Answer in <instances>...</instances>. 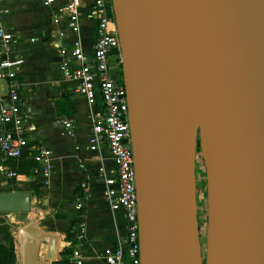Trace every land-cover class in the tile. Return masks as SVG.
<instances>
[{
  "label": "water",
  "instance_id": "1",
  "mask_svg": "<svg viewBox=\"0 0 264 264\" xmlns=\"http://www.w3.org/2000/svg\"><path fill=\"white\" fill-rule=\"evenodd\" d=\"M112 5L127 96L139 264H264V0ZM180 83L187 85L184 92ZM196 143L206 178L203 261ZM29 209L28 191H0V216ZM14 237L19 264H50L58 253V234L34 220Z\"/></svg>",
  "mask_w": 264,
  "mask_h": 264
},
{
  "label": "built area",
  "instance_id": "2",
  "mask_svg": "<svg viewBox=\"0 0 264 264\" xmlns=\"http://www.w3.org/2000/svg\"><path fill=\"white\" fill-rule=\"evenodd\" d=\"M28 1L46 8L55 5L50 15L51 24H57L63 15L74 34L68 49L59 46L58 69L68 89L80 95L89 107L85 147L99 155L105 152L111 164L107 168L100 157L93 174L99 180L107 207L120 210L124 222V234L113 244L101 247L94 257H89L83 244L78 242L67 255V264H93L91 262L96 261L139 264L137 196L127 96L122 79L115 75L112 67L116 58L119 64L121 62L112 0H91L89 10L84 9L82 0H0V17L3 2ZM82 17L93 23L91 55L84 52L81 44ZM20 39L18 33L0 24V174L5 180L16 179L19 174L15 165L9 164L25 150V157L36 163L33 173L45 182L49 175V151L30 137L32 126L27 123L22 108V83L18 78L22 57L12 47ZM63 128L66 135L74 136L75 129L69 120H63ZM90 178L91 175L85 174L79 182L83 190ZM81 238V234H77V239Z\"/></svg>",
  "mask_w": 264,
  "mask_h": 264
},
{
  "label": "crops",
  "instance_id": "3",
  "mask_svg": "<svg viewBox=\"0 0 264 264\" xmlns=\"http://www.w3.org/2000/svg\"><path fill=\"white\" fill-rule=\"evenodd\" d=\"M82 1L84 9L89 10L91 0ZM1 7L0 24L21 37L12 47L16 54L22 57L21 71L18 74L22 83V108L27 123L32 126L30 137L43 144L49 151L50 167L44 182L32 171V166L36 167L34 161L27 157L16 160L14 165L17 171L21 170L18 171L20 174L10 181L0 174V191L29 190L30 203L36 199L39 202L37 195L47 194L41 196L42 202L44 201L41 207L31 211L34 214L33 219L43 230L55 232L59 236L60 247L57 246L58 253L50 264H67V256L61 254L64 247L71 245L70 240L65 239L67 231L73 235V248L81 242L86 255L94 257L101 247L111 245L121 238L124 234V222L120 210H109L107 207L99 180L93 174L100 163V157L107 168L111 164L105 152L99 155L98 152L85 147L89 107L80 95L68 89L58 69L59 48L68 49L74 34L63 15L57 24H51L50 15L52 10H55V5L46 8L39 3L28 1L3 2ZM80 22L83 28L80 32L82 48L87 55H91L93 23L84 17ZM22 41L23 47L17 50L16 44H22L18 43ZM64 95L68 96V102L63 108L70 114L58 116L54 103ZM96 102L99 103L98 98ZM65 119L69 120L75 129L73 137L64 132ZM103 157H108L107 161ZM85 174L91 175L92 178L87 181L86 190L81 188L83 196L78 197L74 189ZM30 182L37 184L36 192L30 189ZM11 185L16 187H8ZM77 234H81L82 238L78 240ZM91 263L103 264L101 261Z\"/></svg>",
  "mask_w": 264,
  "mask_h": 264
},
{
  "label": "rangeland",
  "instance_id": "4",
  "mask_svg": "<svg viewBox=\"0 0 264 264\" xmlns=\"http://www.w3.org/2000/svg\"><path fill=\"white\" fill-rule=\"evenodd\" d=\"M18 43H22L17 45L16 44V49L17 50H21V47H23V41L22 42H18ZM119 60L118 58L115 59L114 62H112V67H113V71L115 72V75L118 78H121V64L118 63ZM108 157H103V159L105 161H107ZM10 180V179H9ZM14 181V180H13ZM11 187L12 189H14L16 186L15 185H11L8 186ZM194 189H195V211H196V219H197V225H198V239H199V250H200V255L202 258V261L204 260V255H205V246H206V178H205V169H204V165H203V161H202V157L199 151V146L196 143V149H195V156H194ZM17 190V189H15ZM41 189H39L40 191ZM29 191V190H27ZM43 190H41L42 192ZM30 192V191H29ZM40 192V193H41ZM46 193H43L42 195H37L36 198H40L39 202H37L38 200H32L30 203V209L27 212H23V213H4V217L10 221L11 223L14 224V229L12 230V234H13V249H14V253H15V258H16V264H19V258L17 255V241L16 238L14 237V231L17 230V228L30 221V220H34V214L32 213V211L38 207L40 208L41 205L43 204L42 202V197L46 196ZM42 196V197H41ZM32 209V211H31ZM35 211V210H34ZM17 231H15L16 233ZM61 245V244H60ZM58 248L60 247L59 244L57 245ZM44 251V250H43ZM43 256V253L39 254V257L41 258Z\"/></svg>",
  "mask_w": 264,
  "mask_h": 264
},
{
  "label": "trees",
  "instance_id": "5",
  "mask_svg": "<svg viewBox=\"0 0 264 264\" xmlns=\"http://www.w3.org/2000/svg\"><path fill=\"white\" fill-rule=\"evenodd\" d=\"M67 102H68V96L67 95L62 96L55 101L54 107H55L56 115L60 116V115H69L70 114V112L67 110L65 112V110L63 108L64 106L67 105ZM25 155H26V152L24 150L17 160L23 159L25 157ZM9 165L13 166L14 161L10 162ZM26 166H28V165H26ZM32 167L35 168V165H33ZM15 170H16V168H15ZM18 171H21V170L18 169ZM18 171L16 170V172L18 174H20V172H18ZM27 171H29V170H27ZM30 189H32L34 192H36L37 191V184L35 182H30ZM4 191H10V189H6ZM74 192L76 193V195L78 197L83 196L82 189L78 184L75 187ZM12 227H13L12 224H9V223L7 224L5 222V217L0 216V264H16V258H15V253H14V249H13L14 238H13V234H12ZM15 236H17V232L15 233ZM65 239L70 240L71 245L68 247H64L62 249L61 254H63L64 257H66L69 254V252L73 248V244H74V239H73V235L71 234V232L67 231L65 233ZM16 246H17L16 252L18 255V245H16Z\"/></svg>",
  "mask_w": 264,
  "mask_h": 264
},
{
  "label": "bare ground",
  "instance_id": "6",
  "mask_svg": "<svg viewBox=\"0 0 264 264\" xmlns=\"http://www.w3.org/2000/svg\"><path fill=\"white\" fill-rule=\"evenodd\" d=\"M186 88H187V85L186 84H184V83H180V90H182L183 92L186 90ZM15 231H17V230H15ZM15 231H14V236H15ZM18 245V244H17ZM44 244L42 243L41 245H40V253L42 254L43 253V250H44Z\"/></svg>",
  "mask_w": 264,
  "mask_h": 264
}]
</instances>
